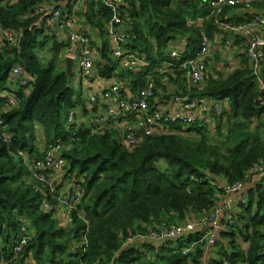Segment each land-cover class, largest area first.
Segmentation results:
<instances>
[{
    "label": "trees",
    "instance_id": "1",
    "mask_svg": "<svg viewBox=\"0 0 264 264\" xmlns=\"http://www.w3.org/2000/svg\"><path fill=\"white\" fill-rule=\"evenodd\" d=\"M86 1L91 7L88 22L103 40L98 48L103 58L97 60L100 75L118 79L133 93L153 82L155 96L163 95L160 100L171 99L176 85L183 96L189 95L187 102L210 96L222 102L223 111L214 126L168 124L131 149L119 124L96 129L76 116L70 127V111L86 102L73 88V73L66 72L65 52L71 42L60 40L45 23L47 15L38 11L51 1L0 0V25L16 35V43L0 38V264L14 258L25 223L33 231L20 255L25 264H204L206 241H201L199 230L164 242L127 243V238L148 232L160 221L196 219L219 203L218 184L241 180L248 183L249 199L237 213V229L221 235L207 263L263 264L264 181L247 179V172L264 162V84L248 56L241 49L234 53L239 67L227 74L211 67L215 59L209 56L210 80L183 88L182 74L158 68L174 63L168 52L176 42L182 56L193 57L203 33L217 38L220 29L210 0H126L116 10L105 0ZM238 1L224 9L233 21H248L254 12H264V0H254L251 9ZM114 16L126 24L124 48L151 65L124 70L109 54L106 34ZM18 66L28 79L26 85L23 77L12 75ZM261 72L264 79V68ZM125 119L128 123L132 116L121 121ZM38 130L47 145L63 140L70 169L64 180L83 179L86 192L78 205L89 225L76 214L71 223H60L53 212L43 210L39 184L25 181L24 175L33 172L24 155L34 164L42 154ZM218 131L220 139L213 137ZM162 160L166 163L160 166ZM85 233L84 249L78 243ZM193 242L194 249L185 254Z\"/></svg>",
    "mask_w": 264,
    "mask_h": 264
},
{
    "label": "built area",
    "instance_id": "2",
    "mask_svg": "<svg viewBox=\"0 0 264 264\" xmlns=\"http://www.w3.org/2000/svg\"><path fill=\"white\" fill-rule=\"evenodd\" d=\"M118 2H121V0H105V3L114 10L119 6L120 3ZM209 2L214 9L216 24L220 29L216 37L226 39L224 34L228 35V46H226L224 51L229 55H233L241 49L248 56L252 70L258 76V81L263 87L264 79L261 71L264 68V12H254L252 19L248 21H240L238 19L233 21L231 19L233 15H224V9L227 6L237 5L238 0H210ZM242 2L245 3V9H251L254 0H243ZM38 11L47 15L45 23H47L48 27L64 32L66 39L71 42V46L76 45L75 49L71 47V53L67 54V56L75 60L81 81H91L99 71L97 68L98 59L92 53L90 34L75 28L79 23L77 11L68 12L61 6L51 3L48 6L38 8ZM114 21H117L118 24H114ZM121 23V18L114 16L107 28L108 36L113 39L111 56L119 62L124 70L129 68L140 70L151 65V61H146L139 57L136 52L124 48L126 33L120 29ZM1 37L16 43L15 33L0 25ZM215 46L214 40L203 33L200 48L196 50L193 57L182 56L180 50L172 48L168 52V56L174 63L167 62L164 66L159 67L158 70L161 73L171 70V73L182 74L181 82H183V88L202 85V83L211 78L207 58L213 52ZM12 75L13 77H23L22 84L26 85L28 83V79L24 77V72L20 66L14 68ZM103 83L98 92L93 90L86 94L84 111L88 114L90 126L96 129L111 127L116 125V123L119 124L123 118L135 116L137 118L135 124L122 126L125 132L124 143L130 149L139 144L144 136L159 133L168 124H182L184 127H188L199 122H205L210 126H214L217 116L223 111L222 102L210 96L194 98L192 101L182 103L175 110L165 111L154 106L156 96L153 82H149L146 88L139 90L137 93H133L130 89L122 88L123 85L118 79L108 82L104 80ZM11 103L15 105L17 101L13 98ZM261 105L264 109V100L261 101ZM79 108L76 107L70 111L68 117L69 125L75 122L76 116L79 119ZM260 122L264 123V112ZM139 129L143 130L141 134L138 133ZM43 151V155L30 166L39 184L37 188L44 195L41 203L43 210L53 212V216L62 224L71 223L74 214L85 224H88V219L79 208L80 205H78L82 202L86 192L83 179L76 176L71 183L65 185L67 179L64 180V178L70 169L65 155L66 146L63 140L58 138L56 142L48 144ZM251 178H255L257 183L264 181V162L259 163V165L247 172V179ZM61 181L63 183L59 187ZM66 186L68 187L67 189H65ZM218 187L220 189L218 194L219 203L213 209L205 210L202 215L193 220L160 221L155 226H151L148 232H139L128 237L127 243H132L133 240L164 242L199 230L203 232L201 241H206V260L204 264H208L207 256L212 255L213 247L220 241L221 235L226 231L232 232L237 229V213L249 199V187L246 180L234 183L225 182L223 185L218 184ZM32 237L33 231L26 223L23 224L20 235L15 242V256L9 259L6 264H25L26 260L24 263L21 262L22 256L20 257V255ZM87 243L85 233L78 245L85 249ZM195 245L196 242H193L185 249L184 253L187 254L191 249H194ZM262 263L264 264V259Z\"/></svg>",
    "mask_w": 264,
    "mask_h": 264
},
{
    "label": "crops",
    "instance_id": "3",
    "mask_svg": "<svg viewBox=\"0 0 264 264\" xmlns=\"http://www.w3.org/2000/svg\"><path fill=\"white\" fill-rule=\"evenodd\" d=\"M51 4H56L58 6H61L62 8H64L66 11L68 12H72L73 10H76L79 14V18H78V24L75 26V28L77 30H82V31H85V32H88L90 34V36H92L93 40L94 41V44L93 46L91 47L92 49V53H93V56L95 58H97L98 60H103V58L101 57V55L99 54V49L98 48H101L102 45H103V42L102 40L100 39L99 37V33L96 29H94L92 27V25H90V23L88 22V19H87V12L90 10L91 11V7L90 5L87 3L88 1L86 0H50ZM125 1L126 0H121V2H118L120 3V5H123L125 4ZM125 25L126 24H123V25H120V29L125 33L126 29H125ZM57 34H58V38L61 40V39H66V35L64 34V32L58 30V29H53ZM106 37H107V40H108V49H112V46H113V39L108 36V34H106ZM95 45V46H94ZM71 47H73V49L76 48V45H72L70 47H68V49L66 50L65 52V56H67V54H70L71 53ZM173 48H176L175 46ZM219 49L221 51L222 54H226L224 53V48H215L213 50V52H216L217 50ZM179 50V49H178ZM99 54V55H98ZM46 58L49 57L48 53L45 54ZM225 56H227L228 58L231 59V65L233 68H231L232 70L239 67V64L237 62V59L234 58V55H228L226 54ZM75 64V63H74ZM212 65H216V62L213 61L211 64ZM222 65V63H221ZM74 67L75 65L73 66V75H74ZM77 67V65H76ZM217 69H221L220 68H217ZM77 72L79 73V70H78V67H77ZM100 70L98 71V73L96 74V76L92 79L94 80H91V81H85V82H82L81 81V88L82 89H85L86 90V94L90 93L91 91H95V92H98V90L101 88V86H103V82L104 80L107 82L108 80L105 79L106 77L103 76V75H100ZM104 79V80H103ZM113 80V79H111ZM172 87L175 88L174 91H172L173 96L171 99H168L166 98L165 100H160L159 98H156L155 99V104L154 106L160 108V109H163V110H175L177 108H179L182 103L184 102H187L186 98H189V95L188 94H184V90H181L178 86L176 85H172ZM178 92V93H177ZM86 98L87 97H84V100L86 101ZM79 105H77L78 107ZM78 111H81L80 108ZM79 114V112H78ZM122 120V119H121ZM120 120V124L119 125H130V124H135L136 121H137V118L135 116H132V119L130 122L126 123L127 119L121 121ZM116 126H118L116 124ZM226 181H223L222 182V185L225 183Z\"/></svg>",
    "mask_w": 264,
    "mask_h": 264
},
{
    "label": "rangeland",
    "instance_id": "4",
    "mask_svg": "<svg viewBox=\"0 0 264 264\" xmlns=\"http://www.w3.org/2000/svg\"><path fill=\"white\" fill-rule=\"evenodd\" d=\"M54 32V31H53ZM224 37H226V39L225 38H221V37H219V38H213V40H214V42L216 43V48L219 46V47H221L222 46V49L224 48H226V46H228V43H227V37H228V35H225L224 34ZM103 41V40H102ZM175 47L177 48V49H179V50H181V46L176 42L175 44ZM100 52V51H99ZM48 53V52H47ZM224 53H226L225 51H224ZM110 55H111V53H109ZM227 54V53H226ZM41 55L42 56H45V53H44V51L43 52H41ZM48 55H50L49 53H48ZM99 55V54H98ZM209 56H211L212 58H214L215 59V62H216V65H212L211 67H215L216 68V66L218 67V68H220L221 67V71H222V73H225V74H227L230 70H231V68H233L232 67V65H231V59L230 58H228L227 56H225V55H222V53H221V51L220 52H211L210 54H209ZM208 56V57H209ZM46 57V56H45ZM221 63H222V65H221ZM75 67H74V75H73V88L75 89V91L76 92H81L82 93V95L84 96V97H87V95H86V90L85 89H82L81 88V77H80V74L77 72V67H76V62H75ZM209 69H210V67H209ZM159 96H161V97H163V95H156V98L157 97H159ZM78 107H80V110L81 111H79V114H80V117H79V120H84V121H86L85 122V125L86 126H88V125H90V119L88 118V115H86L85 114V107H86V103H85V106L83 105H80L79 104V106ZM116 124H118V123H116ZM120 124V123H119ZM119 126H124V125H119ZM225 128H226V126H224ZM228 130V129H227ZM227 130L226 131H224V132H227ZM38 136H39V140L37 141V146L39 147L38 149H39V151H41L40 153H42L41 154V156L43 155V153H44V149H45V147L47 146V144H46V141H45V137H44V134L42 133V131H39L38 130ZM214 138H217V139H220V138H222L220 135H219V131H218V134H216V136H213ZM43 146V147H42ZM24 157H25V161H26V163H27V165H28V168H29V166H31V164H32V161L30 160V159H27V157L29 158V155L28 154H25L24 155ZM31 161V162H30ZM163 163H166V160H162L161 161V165L160 166H163ZM24 179H25V181L27 182V183H34L35 182V186L37 187L38 186V183L36 182V180H35V178H34V176L33 175H30V174H28V173H26V175H24ZM73 179H74V176L72 177V178H68L67 179V181L65 182V185H67L68 183H71L72 181H73ZM19 183V182H18ZM68 187L66 186V188L65 189H67ZM215 249V248H214ZM212 255H213V253H212Z\"/></svg>",
    "mask_w": 264,
    "mask_h": 264
},
{
    "label": "water",
    "instance_id": "5",
    "mask_svg": "<svg viewBox=\"0 0 264 264\" xmlns=\"http://www.w3.org/2000/svg\"><path fill=\"white\" fill-rule=\"evenodd\" d=\"M65 62H66V72L68 75H71L73 73V66H74V63H75V60L72 59L70 56H66L65 57ZM143 130L139 129L138 130V133H142Z\"/></svg>",
    "mask_w": 264,
    "mask_h": 264
},
{
    "label": "bare ground",
    "instance_id": "6",
    "mask_svg": "<svg viewBox=\"0 0 264 264\" xmlns=\"http://www.w3.org/2000/svg\"><path fill=\"white\" fill-rule=\"evenodd\" d=\"M70 12H71V11H70ZM77 120H78V119H77ZM70 127H71V125H70ZM42 147H43V146H42ZM46 147H47V146H46ZM46 147H45V148H46ZM38 148H39V147H38Z\"/></svg>",
    "mask_w": 264,
    "mask_h": 264
},
{
    "label": "clouds",
    "instance_id": "7",
    "mask_svg": "<svg viewBox=\"0 0 264 264\" xmlns=\"http://www.w3.org/2000/svg\"><path fill=\"white\" fill-rule=\"evenodd\" d=\"M139 134H141V133H139Z\"/></svg>",
    "mask_w": 264,
    "mask_h": 264
}]
</instances>
